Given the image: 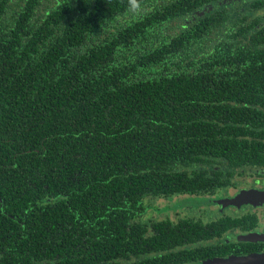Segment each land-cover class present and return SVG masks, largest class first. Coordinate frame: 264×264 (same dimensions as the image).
Masks as SVG:
<instances>
[{"label": "trees", "instance_id": "trees-1", "mask_svg": "<svg viewBox=\"0 0 264 264\" xmlns=\"http://www.w3.org/2000/svg\"><path fill=\"white\" fill-rule=\"evenodd\" d=\"M250 8L0 0V264L188 261L202 228L146 214L258 149Z\"/></svg>", "mask_w": 264, "mask_h": 264}, {"label": "flooded vegetation", "instance_id": "flooded-vegetation-1", "mask_svg": "<svg viewBox=\"0 0 264 264\" xmlns=\"http://www.w3.org/2000/svg\"><path fill=\"white\" fill-rule=\"evenodd\" d=\"M250 5L252 31H261L264 36V0H250ZM259 74L264 75V69L249 72L253 84L262 82L256 78ZM259 88L261 100H254L252 104L264 109V87ZM258 124L263 126L264 118L258 119ZM251 135L258 146L248 151L253 158L244 159L242 165L235 168L222 170L221 186L213 193L191 196L198 205L176 210L175 222L179 218L187 219L195 228H202L201 234H195L185 246L189 253L184 264L227 259L234 260L233 264H264V128Z\"/></svg>", "mask_w": 264, "mask_h": 264}, {"label": "rangeland", "instance_id": "rangeland-1", "mask_svg": "<svg viewBox=\"0 0 264 264\" xmlns=\"http://www.w3.org/2000/svg\"><path fill=\"white\" fill-rule=\"evenodd\" d=\"M191 198H192L191 196H184V197H182L180 202L175 201V200L169 201V202H168V200H157L155 203L152 201L149 204L150 210H147L146 215L149 216V218L151 217L154 219H162V218H165L163 215L169 213L170 219H175L177 209H182L187 205H198V203L193 202L191 200ZM193 198L195 199L196 197H193ZM159 214H162V215H159ZM147 216H146V219H145V217H143V220H147Z\"/></svg>", "mask_w": 264, "mask_h": 264}, {"label": "water", "instance_id": "water-1", "mask_svg": "<svg viewBox=\"0 0 264 264\" xmlns=\"http://www.w3.org/2000/svg\"><path fill=\"white\" fill-rule=\"evenodd\" d=\"M234 201H233V203H234ZM234 262H235L234 260L227 259V260H223V261H220V260H217V261H207V262H203L201 264H233Z\"/></svg>", "mask_w": 264, "mask_h": 264}]
</instances>
